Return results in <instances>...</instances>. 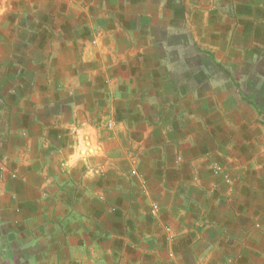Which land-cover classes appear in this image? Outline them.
Wrapping results in <instances>:
<instances>
[{
	"label": "crops",
	"instance_id": "crops-1",
	"mask_svg": "<svg viewBox=\"0 0 264 264\" xmlns=\"http://www.w3.org/2000/svg\"><path fill=\"white\" fill-rule=\"evenodd\" d=\"M257 41L264 0H0V264H264Z\"/></svg>",
	"mask_w": 264,
	"mask_h": 264
},
{
	"label": "rangeland",
	"instance_id": "rangeland-1",
	"mask_svg": "<svg viewBox=\"0 0 264 264\" xmlns=\"http://www.w3.org/2000/svg\"><path fill=\"white\" fill-rule=\"evenodd\" d=\"M255 50L257 55L252 56L251 59V77H252V81L255 82L256 84H258L257 80H259V75H260V64L264 62V56L260 57L258 55V49L264 47V41H257V43L255 44ZM237 65H236V70H235V80L238 84H241L244 76L246 74H244L243 70L247 71V67H243V60L246 59L244 57H242L241 55H238L235 57ZM262 71V70H261ZM264 71V69H263ZM264 74V73H263ZM257 87V86H256Z\"/></svg>",
	"mask_w": 264,
	"mask_h": 264
},
{
	"label": "built area",
	"instance_id": "built-area-1",
	"mask_svg": "<svg viewBox=\"0 0 264 264\" xmlns=\"http://www.w3.org/2000/svg\"><path fill=\"white\" fill-rule=\"evenodd\" d=\"M156 210H157V206H153V207H152V213H155Z\"/></svg>",
	"mask_w": 264,
	"mask_h": 264
}]
</instances>
